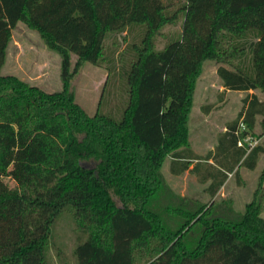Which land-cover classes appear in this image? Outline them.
I'll return each instance as SVG.
<instances>
[{"label":"trees","instance_id":"trees-1","mask_svg":"<svg viewBox=\"0 0 264 264\" xmlns=\"http://www.w3.org/2000/svg\"><path fill=\"white\" fill-rule=\"evenodd\" d=\"M167 8L163 0H0V264H72L60 231L70 223L74 264H264L261 202L244 212L194 207L162 172L169 160L172 174L211 180L215 197L242 161L255 168L263 146L239 140L255 136L264 116L257 93L243 98L215 154L194 151L188 123L207 60L219 63L224 91L264 93V0H185L181 31L157 49L178 16ZM19 22L61 55V90L1 73ZM139 23L146 33L122 118L100 108L90 115L73 77L105 59L109 32Z\"/></svg>","mask_w":264,"mask_h":264},{"label":"rangeland","instance_id":"rangeland-1","mask_svg":"<svg viewBox=\"0 0 264 264\" xmlns=\"http://www.w3.org/2000/svg\"><path fill=\"white\" fill-rule=\"evenodd\" d=\"M163 1L168 6V14L177 12L178 16L176 23L166 25L156 37L157 49H163L175 39L171 38V40L170 35L181 31L184 18L183 11L178 9L185 0ZM145 33L146 26L143 23L133 24L126 31L109 32L104 41L105 59L98 65L85 63L73 77L72 89L76 101L90 115L100 108L101 112L111 115L116 120L122 118L129 99L128 72L131 68V59L134 58L136 46L140 45ZM76 60L77 56L74 55L73 63ZM110 66L113 68L112 71L109 70ZM218 66L219 63L214 60H207L204 63L189 117L190 144L200 157H204L210 150L216 153L219 147L218 135L226 124L236 117L247 94L242 91H224L222 80L217 73ZM1 73L16 75L50 92L62 89L61 55L50 49L42 36L24 22H19L13 29ZM256 93L264 100V93L261 90H256ZM256 126L255 136L264 146V116H258ZM242 162L239 166V174L229 173L226 182L215 197H211L209 190L211 180L200 182L191 171L172 174L169 171V160L166 161L162 172L172 191L185 198L191 206L206 205L207 210L215 205L219 212L230 210L244 212L246 206L255 201L262 203L261 215L264 217V154H261L253 169ZM69 225L70 230H67L65 225L60 231L64 240L63 248L74 264L71 256L75 245V234L71 231L74 224Z\"/></svg>","mask_w":264,"mask_h":264},{"label":"built area","instance_id":"built-area-1","mask_svg":"<svg viewBox=\"0 0 264 264\" xmlns=\"http://www.w3.org/2000/svg\"><path fill=\"white\" fill-rule=\"evenodd\" d=\"M246 129H248L247 128V125L244 122H242L241 123L240 131H244ZM246 143L249 144L248 150H251L254 146H256L257 144H259L260 142L258 141V137L247 134V135H245L244 137H242L239 140V145L240 146H245Z\"/></svg>","mask_w":264,"mask_h":264},{"label":"crops","instance_id":"crops-1","mask_svg":"<svg viewBox=\"0 0 264 264\" xmlns=\"http://www.w3.org/2000/svg\"><path fill=\"white\" fill-rule=\"evenodd\" d=\"M223 89H224V86H223ZM228 91H233V90H227V92ZM242 92H247V91H242ZM253 93V92H255L256 93V91H253V90H250V91H248L247 92V94L248 93ZM260 100H262V99H260ZM262 101H264V100H262ZM259 116H261V115H259ZM258 117V116H257ZM257 123H258V119H257V122H256V125H257ZM257 128V126L255 127V129ZM226 129H227V125L224 127V129H223V131L218 135V140H219V137H220V135H222V133H224L225 131H226ZM262 145V144H261ZM263 146V145H262ZM263 149H264V146H263ZM261 154H264V150L261 152ZM261 154L259 155V158H258V160L260 159V156H261ZM212 162V161H211ZM258 162V161H257Z\"/></svg>","mask_w":264,"mask_h":264}]
</instances>
